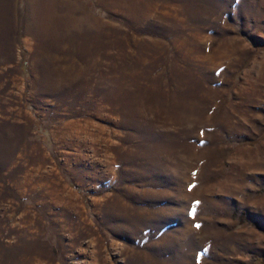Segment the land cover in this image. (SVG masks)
<instances>
[{
  "label": "rangeland",
  "instance_id": "rangeland-1",
  "mask_svg": "<svg viewBox=\"0 0 264 264\" xmlns=\"http://www.w3.org/2000/svg\"><path fill=\"white\" fill-rule=\"evenodd\" d=\"M0 264H264V0H0Z\"/></svg>",
  "mask_w": 264,
  "mask_h": 264
}]
</instances>
